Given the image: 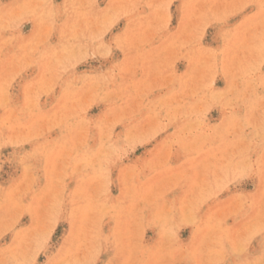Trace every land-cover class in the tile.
Returning <instances> with one entry per match:
<instances>
[{
  "label": "rangeland",
  "instance_id": "obj_1",
  "mask_svg": "<svg viewBox=\"0 0 264 264\" xmlns=\"http://www.w3.org/2000/svg\"><path fill=\"white\" fill-rule=\"evenodd\" d=\"M0 264H264V0H0Z\"/></svg>",
  "mask_w": 264,
  "mask_h": 264
}]
</instances>
